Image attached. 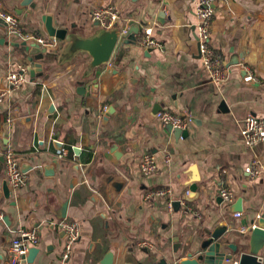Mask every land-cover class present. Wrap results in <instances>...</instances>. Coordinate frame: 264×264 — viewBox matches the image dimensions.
I'll return each instance as SVG.
<instances>
[{
	"label": "crops",
	"instance_id": "0c3cea01",
	"mask_svg": "<svg viewBox=\"0 0 264 264\" xmlns=\"http://www.w3.org/2000/svg\"><path fill=\"white\" fill-rule=\"evenodd\" d=\"M0 1L37 38H51L48 19L56 29L92 36L100 28L92 12L111 5L122 30L136 25L139 39L151 28L161 45L148 52L121 40L110 63L92 70L88 53L66 59L58 39L43 74L33 78L35 41L22 45L0 20V88L8 89L6 76L21 68L27 79L0 102V158L11 150L26 177L14 190L0 166V264L21 229L40 238L27 264H104L109 255L111 264H181L219 229L221 242L243 250L250 232L241 228L264 216V142L246 147L240 131L247 115L264 119V0L215 1L210 48L230 69L221 86L203 64L195 0ZM162 110L192 115L186 136L162 125ZM146 155L157 164L150 176L142 171ZM253 162L258 177L246 171ZM222 189L233 202L224 201ZM157 191L164 192L150 195ZM62 221L80 231L68 260ZM259 257L264 264V247ZM235 262L237 255L224 264Z\"/></svg>",
	"mask_w": 264,
	"mask_h": 264
},
{
	"label": "built area",
	"instance_id": "2783aa9c",
	"mask_svg": "<svg viewBox=\"0 0 264 264\" xmlns=\"http://www.w3.org/2000/svg\"><path fill=\"white\" fill-rule=\"evenodd\" d=\"M198 4L197 19L196 24V35L201 52V57L203 64L210 73L211 81L217 85L221 86L230 77V69L225 66L224 60L218 56H213L212 50L210 48V36H211V26L212 20L215 14V1L216 0H195ZM120 19V13L118 9L114 6H104L99 7L92 12V21L99 22V25L103 28L109 29ZM0 20H2L8 32V35L18 39L23 42L35 41L42 49H57L60 45V41L57 38H42L34 37L29 33H26L22 28L20 20L10 11H8L2 2L0 1ZM143 33L138 39V43L145 49H156L161 47L158 41L153 38V31L151 28L143 29ZM129 31L125 28L121 31V35H127ZM25 69L21 68L19 72H10L6 76V81L8 84V89L0 88V102H2L8 95L9 89H15L21 87L26 83L27 79L25 77ZM255 78L249 75L245 78L246 82H252ZM158 120L163 126H171L173 129H180L186 131L189 126L193 123L192 115L186 111L182 110L178 113L162 110L157 113ZM241 135L243 139V144L246 147H254L255 145L264 142V119L259 118L254 114H249L243 120L241 124ZM63 155H60L62 157ZM4 166H5V177L7 183L14 189H19L25 182L26 177L22 172L19 161L15 158L11 150H7L4 154ZM157 170V164L155 158L152 155H146L142 161V171L146 176L154 174ZM246 171L253 177H258L260 174V167L256 162L251 163L246 169ZM164 191H157L156 193H150V195H160ZM189 193H187L188 196ZM220 196L224 199L226 203L233 202L234 195L228 189H222L220 191ZM168 209H173V203H168ZM242 212H236L235 217L240 218ZM2 215H0V220ZM256 225V224H255ZM255 225L251 227L241 228L243 233H246L253 229ZM62 231L65 232L67 236V245L65 247V252L63 254V259L68 260L73 244L80 238L79 227L76 223H71L68 221H62L59 224ZM40 243L39 235L36 231L19 230L15 237H13L12 242L8 248V261L5 264H27L26 259L32 248L37 247ZM143 246L149 245L148 242H143ZM234 264H238L235 262Z\"/></svg>",
	"mask_w": 264,
	"mask_h": 264
},
{
	"label": "water",
	"instance_id": "95a60500",
	"mask_svg": "<svg viewBox=\"0 0 264 264\" xmlns=\"http://www.w3.org/2000/svg\"><path fill=\"white\" fill-rule=\"evenodd\" d=\"M30 0H26V4ZM25 4V5H26ZM1 22H3L1 20ZM4 23V22H3ZM5 24V23H4ZM98 31L88 37L81 36L74 31H68V29H56L51 19L47 20L46 29L48 35L51 38H57L63 40L66 43V59H74L80 53H88L92 61L90 62V69L95 70L102 67L114 58L119 42L122 40L121 45L135 44L137 43V35L142 31L134 25L130 27L127 35H121V27L119 22L115 23L111 28L106 29L99 25V22L95 23ZM22 45L26 46L27 42H23ZM32 50L28 61L31 64L30 73L33 78L40 77L43 73L44 60L49 58L52 54L46 49H41L37 43L31 44ZM123 49L119 51L118 59L124 54ZM152 49H148L151 52ZM80 92H84L83 88L79 89ZM54 110V107L53 109ZM52 113V112H51ZM169 131L175 133L177 136H186L187 131L180 129H173L168 127ZM4 163V157L0 158V166ZM198 180H195L196 182ZM7 192H9L8 186ZM192 190L196 189V185H192ZM64 204L63 215L59 218H64L65 207ZM242 207L241 201H238L236 210ZM254 224V223H253ZM225 229H219L211 237H203L196 251H189L186 257L181 260V264H224L234 260V255L239 258V264H262V259L259 257L260 251L264 247V216L259 219L258 224L251 229L249 235V244L242 249L238 245H232L228 240L220 241L223 231ZM223 250H229L230 253H226ZM39 253L38 248H32L26 259L27 263H33ZM112 255H109L104 264H111Z\"/></svg>",
	"mask_w": 264,
	"mask_h": 264
},
{
	"label": "rangeland",
	"instance_id": "374dc122",
	"mask_svg": "<svg viewBox=\"0 0 264 264\" xmlns=\"http://www.w3.org/2000/svg\"><path fill=\"white\" fill-rule=\"evenodd\" d=\"M119 22V21H118Z\"/></svg>",
	"mask_w": 264,
	"mask_h": 264
}]
</instances>
